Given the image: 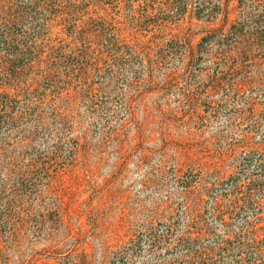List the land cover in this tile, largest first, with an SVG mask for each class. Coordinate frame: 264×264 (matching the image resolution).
Listing matches in <instances>:
<instances>
[{
    "label": "rangeland",
    "instance_id": "rangeland-1",
    "mask_svg": "<svg viewBox=\"0 0 264 264\" xmlns=\"http://www.w3.org/2000/svg\"><path fill=\"white\" fill-rule=\"evenodd\" d=\"M139 6L122 16L126 35L140 39L137 52H123L89 92L63 98L56 119L40 106L47 125L32 144L12 148L15 134L30 138L34 129L18 136L12 120L1 122L0 264H171L264 218V192L248 196L264 164V113L241 108L250 96L259 101L264 84L238 98L232 86L260 77L264 48L246 66L237 60L240 75L216 66L215 43L208 55L169 56L167 35L157 33L146 49L154 30L141 23L133 32ZM234 6L227 28L241 12ZM205 28L192 29L194 48ZM1 84V116L12 115V101L37 103L39 92L15 93L4 69Z\"/></svg>",
    "mask_w": 264,
    "mask_h": 264
},
{
    "label": "trees",
    "instance_id": "trees-1",
    "mask_svg": "<svg viewBox=\"0 0 264 264\" xmlns=\"http://www.w3.org/2000/svg\"><path fill=\"white\" fill-rule=\"evenodd\" d=\"M135 3L141 10L137 19L131 16L136 24L132 25L133 32L135 27V31L139 30L141 23L154 30L150 40L141 43H149L146 49L152 47L157 33L167 35L165 45L169 56L208 55L205 45L215 43L213 57L223 62L216 66L231 64V68H227L229 72L240 75L243 71L237 67L239 59L242 66H246L253 49L261 52L264 48V12L263 15L254 12L259 7L264 10V0H0V54L5 52L6 58L10 59L6 66L5 63L0 65V69L11 76L15 93L29 89L39 92L37 103H33V99L24 100L22 109L12 101L10 116H1L6 113L0 110V126L1 122L12 120V131L13 126L18 125L15 127L18 136L28 126L34 129L30 138H16L15 134L12 148L16 143L19 146L32 144L38 132L44 130L47 118L40 106L56 119L63 98L75 100V95L89 92L93 80H107V71H113L114 61L120 59L123 52L129 56L137 52L140 39L126 35L122 18L129 15L126 10L134 14ZM230 4H236L233 8H239L241 12L227 28ZM220 15L223 16L222 24L212 27ZM242 17L244 22L239 21ZM193 21L208 27L203 29L205 37L195 48L192 29L198 24ZM229 39L230 43L223 48L221 42ZM259 73V78L252 80L245 74L232 82L237 90L236 98L248 92L247 86L252 83L264 84V70ZM245 87V92H241ZM256 97L259 101L250 96L241 102L243 111H252L256 106L264 113V91ZM259 118V122L264 120L262 116ZM259 146L264 147V138ZM257 178L259 181L254 182L248 196L264 192V164L259 167ZM258 216L253 225L245 220L251 227L228 233L213 243L189 248L171 264H264V218Z\"/></svg>",
    "mask_w": 264,
    "mask_h": 264
}]
</instances>
